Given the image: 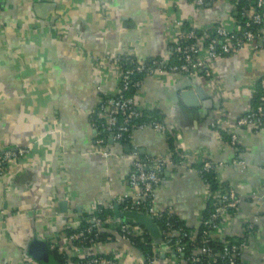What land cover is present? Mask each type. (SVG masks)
I'll use <instances>...</instances> for the list:
<instances>
[{"label":"crops","instance_id":"obj_1","mask_svg":"<svg viewBox=\"0 0 264 264\" xmlns=\"http://www.w3.org/2000/svg\"><path fill=\"white\" fill-rule=\"evenodd\" d=\"M175 19L199 30L215 25L236 30L239 15L232 0L202 8L192 0H5L0 11V150L29 152L0 175V264H40L26 253L34 240L45 241L52 256L59 247L70 261L79 262L83 255L70 245L65 230L79 228L97 206L132 195V151L148 158L173 157L169 136L182 164L161 174L159 207L172 208L188 228L198 230L210 191L196 166L212 162L218 181L242 199L213 242L246 239L241 264H264V129L236 127L251 110L253 88L264 78V52L245 51L215 62L211 78L201 71L144 78L136 101L142 112L164 115L168 135L138 131L126 145L111 144L116 157L106 160L98 153L91 117L102 95L117 96L120 85L118 68L98 60L131 53L139 61L170 63ZM183 81L216 94L213 101L220 108L200 119L181 100ZM223 132L237 133L239 156L223 141ZM237 157L245 169L235 165ZM257 214L261 225L249 235L247 226ZM157 248L161 264H172L167 250ZM90 255L109 256L117 264H146L134 247L119 242L96 245Z\"/></svg>","mask_w":264,"mask_h":264},{"label":"built area","instance_id":"obj_2","mask_svg":"<svg viewBox=\"0 0 264 264\" xmlns=\"http://www.w3.org/2000/svg\"><path fill=\"white\" fill-rule=\"evenodd\" d=\"M217 1L192 0V3L202 8ZM4 2L5 0H0V11ZM232 2L237 12L241 2L245 4L241 13L243 22L239 20L236 30H228L221 25L199 30L189 22L177 19L173 21L177 34L172 54L176 56L178 62L174 65H169L162 60H153L148 66L147 61H139L131 53L107 55L98 60L103 64L115 65L119 70L120 78L118 95L106 100L101 99L93 115L97 118L95 123H92L95 130L106 132V135L97 134L96 138L98 153L104 159L109 160L117 156L111 151V141L114 144H127L135 132L145 130L159 135L168 133L169 129L165 123L142 121L143 112L135 96L129 95L131 91L139 90L142 85V82L134 81V76L145 73L147 77L158 73L193 76L201 71L207 78H211V65L215 62L245 51L264 52V0H232ZM186 25H189V28H186ZM128 64H131L133 68H127ZM258 93V106L251 108L236 122L238 129H250L254 132L264 129V78L253 88L251 98L253 99ZM215 126L216 124H213V127ZM230 136L229 145L237 151L239 137L236 132H231ZM2 152L0 172L12 162L25 157L29 150L18 147L3 149ZM130 160L132 172L129 184L132 195L121 199L117 204L97 206L88 216V227L80 235L72 234L68 237V242L74 250L83 255L77 264H117L115 258L90 255V250L96 246L105 222L112 224L111 230L116 236L113 242L128 244L134 248L133 240L144 236L145 233L148 234L147 230L143 232L140 226L126 223L115 225L114 217L111 215L104 220L101 208L105 207L114 212L116 205L122 207V211H137L149 215L155 218L158 225L159 220L164 221V226L160 227L164 237V244L161 246L176 257L172 264H241L242 253L247 248L248 240L226 242L217 247L212 245L215 243L212 237L222 228L227 215L230 214L229 211H236L242 203V199L233 189L216 197L218 204L209 217L202 221L204 227L202 232L198 230L193 233L187 232L181 226H176L175 223L179 220L175 218L172 208L161 209L159 207L157 195L163 171L177 169L182 162L176 161L173 157H142L137 149L132 151ZM234 163L241 169L246 168L245 161L241 158H235ZM200 165L202 170L198 172L202 179L204 174L217 172V166L210 161H205ZM261 221V216L257 214L248 224L247 234L252 235L261 225ZM65 257L68 256L65 254ZM161 261L159 255L156 258L145 259L146 264H161ZM25 264L33 263L26 262ZM66 264L72 263L68 261Z\"/></svg>","mask_w":264,"mask_h":264},{"label":"trees","instance_id":"obj_3","mask_svg":"<svg viewBox=\"0 0 264 264\" xmlns=\"http://www.w3.org/2000/svg\"><path fill=\"white\" fill-rule=\"evenodd\" d=\"M245 4L243 2H241V4L239 5V8H238V13H239V20L242 21L241 19V13H242V9L244 8ZM205 7V6H204ZM2 9V7H1ZM243 22V21H242ZM188 24V23H187ZM189 25H186V28H189L188 27ZM155 61V60H154ZM151 62L152 61H147V65L150 66L151 65ZM178 63L177 62V58L176 56H172V60L171 62L169 63V65H174ZM127 68H133V66L131 64H128L127 65ZM147 77V74H143V75H136L134 76V81H140L142 82L144 80V78ZM120 87V85H119ZM138 90H133L129 93L130 96H136ZM110 98V96H104L102 95L101 99L103 100H106ZM259 104V93L252 99V108H255L257 107ZM97 118L95 117H91V124L92 123H95V120ZM142 121L144 122H150V121H157V122H161V123H165V119H164V115L160 112V111H150V112H146L144 113L143 112V118H142ZM98 124H100L99 122H97ZM98 134H101V135H106V132H104L103 130H99ZM168 135V133H167ZM222 137H223V141H225L226 143H230V140H231V136L230 134H227V132H223L222 133ZM169 145H170V149L172 150V152L174 153L173 155V158L176 160V161H179V157L176 155V146H175V143H174V140L172 138H170L169 136ZM128 144V143H127ZM123 145H126V144H123ZM241 148L240 146H238V149H237V155L239 156L240 152H241ZM3 150H0V154L3 153L2 152ZM143 157V156H142ZM9 166H6L3 171L0 172V175H4L7 170H8ZM197 170H202V166L199 165V166H196ZM203 181L204 183L206 184V186L209 188V191H210V198H209V201H208V204H207V208H206V211H205V215H204V219H207L210 215L211 212L214 211L216 205L218 204V200L216 199L217 196L219 195H223L225 194L226 192H228L231 188H229L227 185L225 184H221L219 181H218V174L217 172H211L209 174H204L203 176ZM122 208V207H121ZM102 218L105 220L106 217L108 215H111L114 217V212L112 210H108V209H105V207H102ZM75 210V209H74ZM235 211H229V213H234ZM175 218L177 220H179L178 223H175L176 226H181L185 231L187 232H195L194 230L188 228L186 226V224L181 221L178 216L175 215ZM82 225L77 228V229H69V230H65V232L63 233V235L65 236V238H67L68 240V237L72 234H77V235H80L82 233V231H84L88 225H87V219L88 218H82ZM203 219V220H204ZM176 222V220H175ZM119 225V223L117 224ZM112 224L110 225V222H105L104 224V228H103V231L99 234V237H98V240H97V244L96 245H100V244H103V243H106L108 241L110 242H113V239H115V234L112 232L111 230V227ZM159 226L162 228L164 226V221H160L159 220ZM203 225L198 229L199 232H202L203 231ZM140 229L143 230V232L146 231L145 228L143 227H140ZM96 234V233H95ZM94 234V235H95ZM146 234V233H145ZM142 237H139L137 238L136 240H133L135 242V249L142 255V257H144V259H149V258H156L158 255H159V251H158V248L156 247V245L154 244V241L151 239V237L149 236V234H146ZM213 246L215 245L216 247L219 246V245H222V244H218V243H213L212 244ZM69 248V246H68ZM67 248V249H68ZM66 249V250H67ZM62 249H60L59 247H56V249L51 252L55 258L59 261L60 264H66L68 261L71 262L72 264H76L78 260L74 259L72 261H70L68 259V257H65V254L63 253L64 250L62 252H60ZM166 255H167V259H175L176 257L174 255H172L171 253L169 252H166Z\"/></svg>","mask_w":264,"mask_h":264},{"label":"water","instance_id":"obj_4","mask_svg":"<svg viewBox=\"0 0 264 264\" xmlns=\"http://www.w3.org/2000/svg\"><path fill=\"white\" fill-rule=\"evenodd\" d=\"M179 89L182 90L180 97L185 107L194 110L193 113L198 114L200 119L208 117L211 110L220 108V103H214L213 101L216 94L210 96L202 90L203 88L195 87L189 84L188 81H183ZM111 144H113L112 141ZM61 208L66 211L67 203L63 202ZM114 218L118 222L145 228L157 247L164 244L163 232L155 218L137 211H122L119 205H116L114 209ZM26 253L29 258L40 264H60L50 254L45 241H31L26 247Z\"/></svg>","mask_w":264,"mask_h":264}]
</instances>
